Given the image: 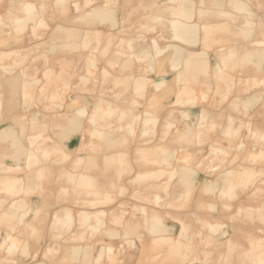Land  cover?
<instances>
[{
	"label": "rangeland",
	"instance_id": "obj_1",
	"mask_svg": "<svg viewBox=\"0 0 264 264\" xmlns=\"http://www.w3.org/2000/svg\"><path fill=\"white\" fill-rule=\"evenodd\" d=\"M193 2L0 0V264H264V0Z\"/></svg>",
	"mask_w": 264,
	"mask_h": 264
},
{
	"label": "crops",
	"instance_id": "obj_2",
	"mask_svg": "<svg viewBox=\"0 0 264 264\" xmlns=\"http://www.w3.org/2000/svg\"><path fill=\"white\" fill-rule=\"evenodd\" d=\"M175 2H177L180 6H181V9H180V15L184 18V20L182 21H174V29H175V32H176V38L180 39V40H183V41H186L188 43H194L195 40H196V37H197V34H198V25L197 24H190V23H187V19H190L192 18L193 16V9L191 8V5L194 3L193 0H173ZM25 5V9L27 10L28 13L32 12L33 9H34V6L31 5V4H24ZM243 8V7H242ZM99 13H104L103 11H97L96 12V15H98ZM17 23H18V27L23 29L24 28V23L22 22V20L20 18H17ZM256 44L257 45H264V39H261V40H258L256 41ZM154 45H155V48L159 51V53L162 55H166L165 51L166 49H163L161 48L157 41H154ZM172 50L173 53L171 54H175V53H180L181 51V48H179L178 46H175L173 45L172 48H170ZM145 55H149V50L146 49V51L143 52ZM261 53V52H260ZM257 53L253 52L252 50L250 51H243L241 54H240V60L241 62H245L246 60H249V61H253L255 63H257ZM260 58H261V63H263L264 65V55L263 53L260 54ZM188 69H191L193 70L192 73L194 75H197V79H200L202 82H207V81H211L212 78L210 77L211 75V72L207 70V65L205 64L204 60L202 61L199 60V59H194V60H191V61H188L187 62V65ZM264 67V66H263ZM217 71V67L215 68V70L213 72H216ZM171 73L173 74L171 76V78H169L168 80V84L166 81H162L159 83V86L162 87V88H165L167 92H171V91H174V88H175V84L177 83V79L179 78L178 77V73L177 74H174L173 71H171ZM142 86H144L145 84H141ZM176 90V88H175ZM131 97V96H130ZM248 104H252L253 103V99H249L248 101ZM71 107L75 110L78 111V113L80 115H85L88 111V104L86 103L85 99L81 98V97H78V98H75L72 103H71ZM191 112L195 113V110H190ZM68 127L67 129H65V132L67 133H70L71 131H74L77 129L78 127V119L76 117H68ZM64 136H65V133H64ZM15 137V134L12 130H9V129H3V130H0V138H14ZM73 142L72 140L70 141V143ZM161 147V146H159ZM24 153L22 147H19L17 152H16V158H19L21 157V155ZM45 153H47L45 151ZM28 155L29 157L31 156H34L35 153L34 151L30 150L28 151ZM110 161V160H108ZM107 161V162H108ZM110 165H112L113 163V160H111L110 162ZM179 170H175L173 171L172 173H175V172H178ZM192 169L189 168V167H183L181 169V173L186 176L188 179L191 177V174H192ZM250 175V174H249ZM12 187L16 186V183L15 184H12L11 185ZM156 218H158L157 216H155ZM59 219V218H58ZM85 219L86 220H89L90 219V215L89 214H86L85 215ZM60 220V219H59ZM67 220L68 221H72L73 220V215L71 213L67 214ZM15 245V243L13 244Z\"/></svg>",
	"mask_w": 264,
	"mask_h": 264
}]
</instances>
